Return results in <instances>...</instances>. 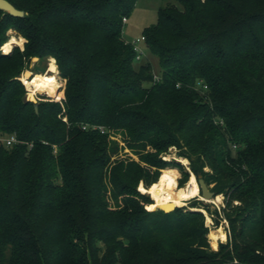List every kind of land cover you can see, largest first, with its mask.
<instances>
[{
    "label": "trees",
    "instance_id": "16d2710c",
    "mask_svg": "<svg viewBox=\"0 0 264 264\" xmlns=\"http://www.w3.org/2000/svg\"><path fill=\"white\" fill-rule=\"evenodd\" d=\"M9 1L25 15L0 9V46L25 41L0 51V133L24 142L0 143V264H264V0L159 7L142 31L158 80L122 34L137 0ZM34 55L55 59L59 100L26 98ZM171 146L225 196L217 249L200 210L137 189Z\"/></svg>",
    "mask_w": 264,
    "mask_h": 264
},
{
    "label": "rangeland",
    "instance_id": "374dc122",
    "mask_svg": "<svg viewBox=\"0 0 264 264\" xmlns=\"http://www.w3.org/2000/svg\"><path fill=\"white\" fill-rule=\"evenodd\" d=\"M170 3H175V0H137L132 12L124 21L123 32H122L123 37L127 38V40H130L132 38L141 36L144 27L156 22L158 8ZM7 33L9 34L8 39L11 37H16V38L21 37L22 41L20 42V44L14 43L13 46H17L18 48L22 49L25 41L24 37L18 34L13 29H8ZM139 45L143 48L144 54L139 60H136L134 62L135 67H138L141 63L149 60L152 64L153 72L158 74L159 64L157 57L147 49L145 43L140 41ZM2 47L3 44L0 46V51L5 53L2 50ZM34 56L38 57L37 55ZM32 57L33 56H31V58L24 63L22 72L27 69L32 73H36V72L43 74L54 73L55 75H57V80L60 83V86L62 85L61 87L62 94L59 95V92L57 91V94L55 96H49L47 93L35 91L33 96L31 97L29 95L28 96L32 99L34 98L35 100H59L60 98H62L64 94L63 88H64L65 80L59 74V71L55 63V59L52 56H48V57H42L41 59H39L38 57L37 59L34 60L32 59ZM20 76H22V73ZM24 86L27 90H29L26 85ZM111 134L112 135H110V137L112 139H115L118 142L119 146L121 147L120 154H129L133 158L138 159L137 155L133 154L129 150V148L126 147L120 132L112 131ZM161 157L164 160H166L168 163L165 164L162 168H160L159 173H161L162 169L168 167L174 168L177 171V178H175L174 182L171 185H169L168 188L176 189L186 184L190 178V171H192L188 157L179 155L177 153V148L175 146H171L166 153L161 154ZM181 158H186V162H183ZM178 164L183 167L181 168ZM183 169L187 170V174L183 173ZM205 170H210V169L208 167H205ZM213 186H214V182H210L209 188L211 189ZM145 188H147V186H145L143 181H139L137 185V189H139L142 192H145L151 198L152 196L149 192V188L147 189V191H144ZM218 194H220V200L216 201L217 203L213 201L203 200L200 198V195H196L195 197H191L185 201L183 200L181 203H178V205L182 204L179 206H183L184 208L183 210H199L198 207H200L201 209L200 211L202 212L204 217V225L207 227L208 230L207 231L208 242L212 249H217L218 244L220 242H225L229 240L228 218L225 214V211H223V207L226 204V199L222 192H219L216 195ZM236 202L237 201H234V203ZM148 209H150V207ZM202 209H204L205 211H202ZM217 227L221 228L225 232L226 234L225 239H221L220 233L217 231ZM212 230L213 232L216 233V236L213 234ZM216 238L218 239L217 241ZM212 244H216V248H214Z\"/></svg>",
    "mask_w": 264,
    "mask_h": 264
},
{
    "label": "bare ground",
    "instance_id": "6f19581e",
    "mask_svg": "<svg viewBox=\"0 0 264 264\" xmlns=\"http://www.w3.org/2000/svg\"><path fill=\"white\" fill-rule=\"evenodd\" d=\"M21 41V37H11L3 44L2 50L4 52H7L14 43L20 44ZM20 78H22V82H24L28 87V95L30 97L34 95L35 91L47 93L49 96H55L60 86V83L57 80V75H55L54 73L43 74L36 72L30 74L26 72V74L22 73V76H20ZM181 160L183 162H186V158H181ZM175 178H177L176 169L170 167L164 168L162 169L157 181L152 183L149 187V192L155 199L156 208L163 209L164 211H170L178 203H181L183 200L185 201L191 197H195L196 195H200V198L203 200L213 202L220 200V194L209 199L204 198L200 194L195 174L192 171H190V178L186 184L176 189L168 188V186L174 182ZM202 211L205 210L202 209ZM217 231L220 233L221 239H225V232L219 227H217Z\"/></svg>",
    "mask_w": 264,
    "mask_h": 264
},
{
    "label": "built area",
    "instance_id": "2783aa9c",
    "mask_svg": "<svg viewBox=\"0 0 264 264\" xmlns=\"http://www.w3.org/2000/svg\"><path fill=\"white\" fill-rule=\"evenodd\" d=\"M125 20H126V17H123V21H125ZM126 41L132 45L133 49L136 52L135 53V60H139L144 54L143 48L139 45L140 41H142L144 43V35L142 34L139 37H135V38H132V39L126 40ZM158 79H159V74L153 72V80H158ZM23 84L25 85L24 82H23ZM28 92H29V90L26 89V98L29 100L36 101L34 98L32 99L28 96ZM219 121L222 122V119H219ZM87 126H90L91 128L98 130L100 133H104L107 131V128L102 124H91V125L83 124L82 128H86ZM20 142H24V141L21 140L17 136V134L14 132L8 133V134L0 133V143L4 144L6 146H11L13 144L20 143ZM27 143H28L29 148L33 144L32 142H27ZM233 146H236V144H233Z\"/></svg>",
    "mask_w": 264,
    "mask_h": 264
},
{
    "label": "water",
    "instance_id": "95a60500",
    "mask_svg": "<svg viewBox=\"0 0 264 264\" xmlns=\"http://www.w3.org/2000/svg\"><path fill=\"white\" fill-rule=\"evenodd\" d=\"M0 9H2L3 11H5V12H7L10 15H13V16H23V15H25V11L23 9L17 8L9 0H0ZM37 58L38 57H36V56L32 57V59H34V60L37 59ZM26 72H28L30 74L32 73V72L28 71L27 69L24 70L22 73L26 74ZM18 78L21 79L20 76ZM34 108H35V110L37 109V103L34 104ZM196 180H197V183H198V186H199V189H200V194L204 198H212V197L216 196L214 194V192L209 189V186L206 184V182L204 181V179L201 177L200 174L198 175ZM199 210H201V209H199Z\"/></svg>",
    "mask_w": 264,
    "mask_h": 264
},
{
    "label": "crops",
    "instance_id": "0c3cea01",
    "mask_svg": "<svg viewBox=\"0 0 264 264\" xmlns=\"http://www.w3.org/2000/svg\"><path fill=\"white\" fill-rule=\"evenodd\" d=\"M122 32H123V30H122ZM126 40H127V38H125Z\"/></svg>",
    "mask_w": 264,
    "mask_h": 264
}]
</instances>
